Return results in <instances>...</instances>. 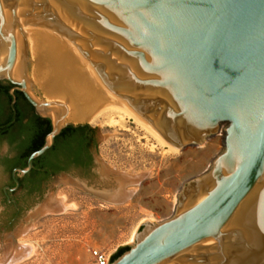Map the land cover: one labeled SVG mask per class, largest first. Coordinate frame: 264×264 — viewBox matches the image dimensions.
I'll use <instances>...</instances> for the list:
<instances>
[{
    "label": "water",
    "instance_id": "obj_1",
    "mask_svg": "<svg viewBox=\"0 0 264 264\" xmlns=\"http://www.w3.org/2000/svg\"><path fill=\"white\" fill-rule=\"evenodd\" d=\"M24 27L38 35L52 102L33 93ZM3 80L53 122L15 175L73 124L68 113L118 106L181 149L224 133V151L182 187L177 213L144 224L109 264H264V0H0ZM115 182L102 199H125Z\"/></svg>",
    "mask_w": 264,
    "mask_h": 264
},
{
    "label": "rangeland",
    "instance_id": "obj_2",
    "mask_svg": "<svg viewBox=\"0 0 264 264\" xmlns=\"http://www.w3.org/2000/svg\"><path fill=\"white\" fill-rule=\"evenodd\" d=\"M40 51L39 58L30 51L29 79L33 93L48 101L44 92L48 68L41 47ZM114 118L119 120L108 115L84 123L99 129L97 173H110L105 164L117 179L127 176L120 179L125 199L114 203L102 199L95 188L101 181L88 187L70 175L54 177L42 195L24 207L13 228L16 238L0 242V264H97L94 250L111 258L120 246L135 242L144 224L173 217L182 187L205 174L224 151L223 132L199 146L172 151L131 119L113 124ZM9 154V144L1 143L0 155ZM4 168L0 159V211L3 188L10 180ZM35 213L40 216L34 217Z\"/></svg>",
    "mask_w": 264,
    "mask_h": 264
},
{
    "label": "trees",
    "instance_id": "obj_3",
    "mask_svg": "<svg viewBox=\"0 0 264 264\" xmlns=\"http://www.w3.org/2000/svg\"><path fill=\"white\" fill-rule=\"evenodd\" d=\"M13 88L14 85L9 81H0V143L9 144L11 154H14L12 157L11 154L3 157L0 155V159L11 171L15 168H27L30 156L46 144L47 137L53 130L52 120L38 114L22 91H15L13 95ZM20 96H23L28 105H24ZM30 113L34 117L28 119ZM98 130L91 124L68 125L57 136L54 146L35 159L32 171L43 172L51 179L61 171L83 162L94 147L99 149ZM130 248L129 245L121 247L112 256L111 262Z\"/></svg>",
    "mask_w": 264,
    "mask_h": 264
},
{
    "label": "flooded vegetation",
    "instance_id": "obj_4",
    "mask_svg": "<svg viewBox=\"0 0 264 264\" xmlns=\"http://www.w3.org/2000/svg\"><path fill=\"white\" fill-rule=\"evenodd\" d=\"M20 91V90H15ZM21 101L24 105H28L23 96ZM34 117L33 113L29 114V118ZM1 144V143H0ZM10 146V145H9ZM11 148V147H10ZM98 150L94 147L88 154V156L83 160V162L78 165L71 166L69 170H63L60 174H66L72 176L75 181H82L80 183L86 184L88 187L94 185L97 181H101L100 185H95V188H99L98 193L100 195L107 196L106 190L117 188L115 181H120L116 178L117 173L110 169L108 173V178H103V173L96 171V154ZM14 154L10 155L12 157ZM8 156V155H6ZM14 170L8 169L6 166L4 168L5 173L10 177V180L3 188L2 192V210L0 211V242L5 243L6 238L15 239L16 235L13 233V228L15 224L20 220L21 215L24 212V207L35 197L41 196L48 182L53 179L47 177L43 172L36 173L31 171L28 174L21 176L19 172L15 173ZM100 176V177H97ZM16 179L20 181L17 183ZM108 181V182H105ZM120 193H115L114 196H123Z\"/></svg>",
    "mask_w": 264,
    "mask_h": 264
},
{
    "label": "bare ground",
    "instance_id": "obj_5",
    "mask_svg": "<svg viewBox=\"0 0 264 264\" xmlns=\"http://www.w3.org/2000/svg\"><path fill=\"white\" fill-rule=\"evenodd\" d=\"M24 31L28 34L27 37H29V42H30V51L32 54L33 58H39L41 51H40V43H39V39H38V35L36 34L35 30L33 28H27L24 27ZM39 68V66H38ZM37 70V68H36ZM38 75H36V79L38 80ZM35 79V80H36ZM48 101L52 102L54 101L49 95L47 96ZM53 109L55 111H60V108L57 106V104L53 105ZM118 116L119 120H116L115 118L112 119L113 124H122L125 120L127 119H131L133 122H135L142 130H144L147 134H149L151 137H153L155 140L157 139L161 144L165 145V146H169L170 150L172 151H177L181 148H176L172 145H169L165 142H163L158 136H156L152 131H150L145 125H143L133 114H131L128 110L123 109L121 107L118 106H113V105H108L106 107V109L101 112L100 114H98L97 116H95L94 118H85L82 116H78L75 114H69L66 117L65 122L67 123H73V124H81L84 122H90L93 123L95 121H97L98 119H100L103 116ZM52 116L54 118V120L57 119V117L52 113ZM46 211V210H44Z\"/></svg>",
    "mask_w": 264,
    "mask_h": 264
},
{
    "label": "built area",
    "instance_id": "obj_6",
    "mask_svg": "<svg viewBox=\"0 0 264 264\" xmlns=\"http://www.w3.org/2000/svg\"><path fill=\"white\" fill-rule=\"evenodd\" d=\"M93 253L96 258L97 264H109L110 256L106 255V253H103L99 250H94Z\"/></svg>",
    "mask_w": 264,
    "mask_h": 264
}]
</instances>
